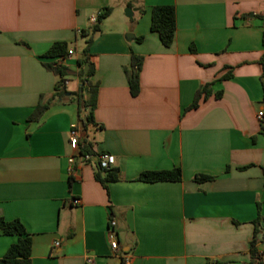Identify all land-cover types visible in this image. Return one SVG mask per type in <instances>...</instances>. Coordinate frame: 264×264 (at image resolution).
<instances>
[{"label":"crops","instance_id":"1","mask_svg":"<svg viewBox=\"0 0 264 264\" xmlns=\"http://www.w3.org/2000/svg\"><path fill=\"white\" fill-rule=\"evenodd\" d=\"M162 5L176 9L171 48L151 32ZM107 8L87 52L101 127L80 128L79 138L80 148L87 139L97 156H115L118 179L104 186L97 156L70 165L69 141L83 86L80 33ZM262 18L264 0H0V218L24 225L32 264L249 263L254 222L264 218ZM55 43L75 54L45 58ZM133 55L143 58L137 97L126 75ZM56 63L68 70L63 79L45 65ZM62 80L66 94L54 98ZM208 84L211 95L189 110ZM42 99L49 109L31 119ZM176 168L181 182L139 181ZM259 229L264 261V221ZM16 242L0 231V260Z\"/></svg>","mask_w":264,"mask_h":264},{"label":"trees","instance_id":"2","mask_svg":"<svg viewBox=\"0 0 264 264\" xmlns=\"http://www.w3.org/2000/svg\"><path fill=\"white\" fill-rule=\"evenodd\" d=\"M112 12L111 8L105 9L97 17L96 24L91 28L90 31H81V35L87 40V46L83 50L82 58L77 61V65L80 68L79 77L82 78V84L78 95V116H79V127L87 131L90 126L101 127L96 124L94 119V111L97 104V93L98 84H93L90 82L94 75V66L88 61V49L94 39V37L100 32V26L105 19H107ZM152 22H151V32L158 35L162 45L165 48H171L175 42V36L177 32V14L174 6L162 5L152 8L151 11ZM263 19V18H262ZM264 21V19H263ZM264 28V24H263ZM143 38L140 39L142 41ZM263 46H264V29H263ZM69 45L67 43H55L50 50L45 55L48 59H58V61L65 60L69 53ZM46 68L58 75L63 79L67 74L68 70L62 64H45ZM261 65L263 67L262 73V83L264 88V55L261 59ZM143 66V58L132 56L131 64L129 68H126L127 80L129 83V88L131 95L137 97L140 93V74ZM86 68L89 70L86 72ZM232 78V74L228 73L222 77V81H226ZM64 81L60 83L57 89L60 91L59 94H55L54 98H62L66 93L63 90ZM213 84H208L203 87V89L198 92L195 96L193 104L190 106L189 110L197 109L199 102L202 97L205 99L211 95V87ZM222 93H217L216 97L219 99ZM51 102L44 101L43 99L36 108V114L31 119L38 120L44 114L45 111L49 109ZM264 128V123L262 124ZM82 156L90 155L92 158L97 155L93 152L92 144L85 139L82 143V148L80 151ZM98 157V156H97ZM183 178L182 171L180 168H176L171 171H161V172H145L140 175L139 181L145 183H158V182H181ZM96 179L104 186L107 183L115 182L118 179V170L112 168L109 171H103L98 165V170L96 173ZM214 178L205 175H198L195 177L196 182L203 183L207 181H212ZM264 221V218L259 217L255 222L254 236L249 245L250 261L248 264H264L263 255L258 250L259 234L261 233L259 229L260 222ZM0 231L6 236H12L17 238V242L12 244L7 250L6 254L0 260L4 264H32L31 262V247L32 240L30 235L27 233L24 225L19 220L6 221L0 218Z\"/></svg>","mask_w":264,"mask_h":264},{"label":"built area","instance_id":"3","mask_svg":"<svg viewBox=\"0 0 264 264\" xmlns=\"http://www.w3.org/2000/svg\"><path fill=\"white\" fill-rule=\"evenodd\" d=\"M96 22L97 20L93 19V23L96 24ZM74 54H75V51L70 49L67 58L72 57ZM65 60L63 59L61 60V62H64ZM65 85L67 86L68 82H65ZM263 118H264V112H260L258 114V119L262 121ZM80 133H81V129L78 124L74 125L70 131L69 145L72 151L77 155L76 156L77 159L75 157H72L69 160V163L71 166H74L76 164L78 166H82L83 164L91 162L92 160V157L90 155L82 156L80 153L81 151L80 144H79ZM97 160H98V165L103 171H109L115 166V156L111 154H101L97 157ZM79 202H80L79 200H75L73 203L77 205L79 204ZM116 226H117V221L111 218L109 221L108 236H109L111 249L115 253L118 252L120 249ZM58 245L59 244L57 243L56 246ZM88 262L91 263L90 260ZM124 264H131L130 260L127 257L125 258Z\"/></svg>","mask_w":264,"mask_h":264},{"label":"water","instance_id":"4","mask_svg":"<svg viewBox=\"0 0 264 264\" xmlns=\"http://www.w3.org/2000/svg\"><path fill=\"white\" fill-rule=\"evenodd\" d=\"M125 14L127 17H132L133 16V10L128 8L126 11H125Z\"/></svg>","mask_w":264,"mask_h":264},{"label":"rangeland","instance_id":"5","mask_svg":"<svg viewBox=\"0 0 264 264\" xmlns=\"http://www.w3.org/2000/svg\"><path fill=\"white\" fill-rule=\"evenodd\" d=\"M79 49H81V46L79 47Z\"/></svg>","mask_w":264,"mask_h":264}]
</instances>
